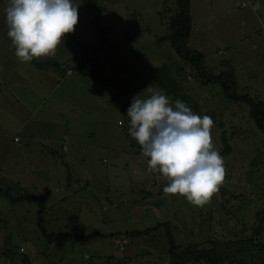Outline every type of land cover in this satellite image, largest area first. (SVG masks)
I'll return each instance as SVG.
<instances>
[{"label": "rangeland", "instance_id": "obj_1", "mask_svg": "<svg viewBox=\"0 0 264 264\" xmlns=\"http://www.w3.org/2000/svg\"><path fill=\"white\" fill-rule=\"evenodd\" d=\"M83 1L73 0L78 5V23L74 32L62 38L56 55L34 57L65 62L64 66L70 67L72 74H64L53 91L51 87L45 92L29 84L25 95L20 96L30 109L37 108L35 115L28 119L26 130L37 134L48 131L58 136L61 148L56 158L60 163L68 162L69 166L68 170L63 164L54 166L57 171L52 184L57 188L56 193L43 197L45 229L49 233L94 235L80 241L48 242L37 226L38 203L22 200L12 205L8 198L0 195V264H104L107 257L115 261L124 257L125 264H131L127 261L130 258L136 264H156L168 249L163 227L146 236L125 237L124 250L119 249L115 239H123L126 231L165 221L170 222L175 240L182 246L190 242H203L208 246L211 238L222 240L251 235L250 228L256 225L255 212L264 208V133L249 115L248 105L227 98L219 83L201 85L187 71L169 41L159 39L169 31L166 22L169 13L161 11L163 0H98L103 9L102 22L110 28L108 44L98 55L104 73L130 79L138 87L141 98H147L150 96L147 87L162 89L155 83L150 69L166 63L185 92L200 104L201 109L193 112L212 118L214 149H222V136L231 146V152L224 156V181L209 203L198 207L186 197L164 194L168 179L159 170L149 168L150 157L131 147L126 139L127 124L110 102L118 88L104 86L74 68L79 59V47L97 44L91 27L94 11L85 8ZM252 1L233 0L229 6L230 22L225 21L226 15L219 13L217 5L209 7L206 3L205 10L211 14L204 18L201 11L202 25L195 18L189 41L204 53L209 69L227 70L229 60L237 93H249L264 100V52L260 48L264 44V33L257 28L258 22L263 21V13L251 9ZM194 2L192 0L193 5ZM242 2L244 7H241ZM9 4L10 0H0V47L6 50L15 47L6 23L5 9ZM170 5L171 0H168L166 7ZM241 12L252 14L253 21L241 26L239 20L235 21ZM193 14L196 17L194 10ZM210 15L217 19L205 23L203 20ZM199 28L203 34L201 44L194 42ZM15 58L14 67L18 66L26 75L46 76L34 71L30 61ZM211 58L213 62H209ZM53 71L57 69H49L48 74ZM49 82V86H53L52 79ZM10 101L7 96L1 103L0 119L1 122L5 119L11 131H16L14 123L20 121L24 110ZM170 102L174 104L171 99ZM17 108L21 115L12 116L11 110L15 113ZM44 116H50L51 123L40 124ZM2 143L10 144L8 139H2ZM145 163L149 172L143 171ZM1 169L0 166V172ZM79 173L84 175V182L80 184L75 181ZM2 176L0 185L11 195L28 191L38 196L36 191L21 190L19 184L15 186ZM261 239L264 241V229ZM145 255L149 258H144Z\"/></svg>", "mask_w": 264, "mask_h": 264}, {"label": "clouds", "instance_id": "obj_2", "mask_svg": "<svg viewBox=\"0 0 264 264\" xmlns=\"http://www.w3.org/2000/svg\"><path fill=\"white\" fill-rule=\"evenodd\" d=\"M77 8L73 0H10L5 12L15 56L22 62L54 57L65 34L75 30ZM147 90L150 96L135 95L127 109L128 132L150 157L149 168L168 179L163 193L203 207L226 175L224 158L212 142L214 122L180 99L173 104L162 89Z\"/></svg>", "mask_w": 264, "mask_h": 264}, {"label": "trees", "instance_id": "obj_3", "mask_svg": "<svg viewBox=\"0 0 264 264\" xmlns=\"http://www.w3.org/2000/svg\"><path fill=\"white\" fill-rule=\"evenodd\" d=\"M167 2L168 0H163L164 6L162 8L164 9H161V11L169 13L168 20L166 21L169 31L159 39L169 41L178 57L187 66V71H190L201 85L219 83L227 98L235 102L246 103L249 107V115L253 118L257 127L264 133V100L247 93H237L235 91L236 82L232 67L229 66L227 70L209 69L206 65L204 53L190 44L189 38L192 29L190 0H171L172 6L170 5V7H166ZM84 6L94 11L91 17V27L95 31L97 44L90 47L83 45L79 47V59L74 68L104 86L118 88V92L110 99V102L122 115V121L127 124L128 128L130 118L127 116V109L131 104L132 98L139 94V89L131 83L130 79L104 73L98 55L108 44L110 28L102 22L101 13L103 9L98 0H85ZM30 62L37 68L52 66L60 70L61 73L64 70L63 64L56 60L36 61L33 58ZM150 70L155 83L165 90L173 102L180 99L192 111H199L201 109L200 104L192 100L182 88L178 79L172 75L173 71H171L166 63L155 66ZM126 139L131 147L141 150V146L130 136L128 129L126 130ZM220 140L222 142V149L219 150V153L224 158L225 155L231 152V146L226 141L225 136L220 137ZM0 195L10 199L12 204L22 200H32L38 203L37 226L48 242L61 239L80 241L86 240L88 237L94 235L80 236L68 232L49 233L43 225L45 206L41 196L28 192L13 196L6 188L1 187V185ZM255 218L256 225L250 228L251 235L222 240L211 238L208 240V246H205L203 242H190L185 246L178 244L169 221L158 223L144 229L126 231L123 233V238L146 236L152 231L163 227L168 242L164 264H264V241L261 239V234L264 229V208L255 212ZM125 263L124 257L116 261L113 257H107L104 262V264Z\"/></svg>", "mask_w": 264, "mask_h": 264}, {"label": "crops", "instance_id": "obj_4", "mask_svg": "<svg viewBox=\"0 0 264 264\" xmlns=\"http://www.w3.org/2000/svg\"><path fill=\"white\" fill-rule=\"evenodd\" d=\"M205 2L209 4V7H211L213 4L217 5V9L220 10L219 13H223V15H226L227 19L225 21L228 20L230 22L231 9L229 6L232 5L233 0H205ZM252 2L258 3L259 7L257 10L259 11L261 10L263 13L262 16L263 21L258 22L257 28L258 30H261L264 33V0H253ZM190 3H191V17H192V28H193L195 24L194 21L195 18L198 21V23H200L202 20L201 11L204 14V18L211 13L205 10L206 3H203L201 0H195L194 5L192 4V0H190ZM241 7L244 6L241 5ZM193 10L195 13H197L196 17L193 14ZM257 10H253V11H257ZM213 19H217V18L210 15L203 21L207 23L208 20H213ZM253 19L254 16L252 14L248 12H241L237 14V18L235 19V21L238 23L239 20V23L242 26L245 25V23H251ZM190 35H192V29ZM239 37L240 40H242L241 35ZM189 39H191V37ZM202 39H203V34L201 32V28H199V31H197L194 34V42H199V40L201 41ZM199 44L201 43L199 42ZM260 48H262V51L264 52V44H262ZM217 50L218 52L220 51L219 48H217ZM15 57H16L15 47L10 48L9 50L0 47V105L1 103L3 104L7 96H10L11 99L10 102L15 104L18 103L19 107L22 110H24V113L22 114L20 121L18 123H14L15 124L14 127L17 126L16 131H11L9 129V124H5V119H3L2 122L0 119V166L2 167L0 172V181L3 178L2 175H5L6 179L13 181L15 186H18L19 184L20 185L19 189L34 190L37 192L38 196H41L43 198L47 193L51 195L56 193L54 191H56L57 188L55 187V185L52 184L53 182L52 179L55 177L56 175L55 173L57 171V169H55L54 167L55 164L59 163L66 165L67 170L69 166H68V162L61 161L60 163L59 159L56 158V156L59 155L58 149L61 148V144H59L58 136H54L53 133H49L48 131L45 133L43 131L39 132L38 134L41 135H38L36 132L26 130V126L29 122L28 119H31L33 113L35 115L37 108L30 109L28 106H26V104L21 101L23 98L20 96V94L23 93L25 95L24 93L25 88L29 84H34L37 86V89H42L45 92L51 87V91H53L57 88L58 86L57 83L58 82L60 83V79H62V76H64V74H72V70L70 69V67L64 66L65 62L56 59L37 60L34 58L36 61H45V60L59 61L63 64L64 70L63 73H61V71L57 69V71H53V73L48 74L49 69L54 67L48 66L45 68H37L30 62L32 67L35 69L34 71H38L39 73H46V76L44 77H38V76L32 77L31 75L32 73L26 75L25 71L17 69L18 66L14 67L15 63L13 60L16 59ZM213 59L214 58H211L209 62H213ZM228 65L231 66L229 60H228ZM50 79H52L53 86H49ZM17 110L18 112L15 113H13V111L11 110L12 113L11 115L12 116L13 115L17 116V114L21 115L20 109L17 108ZM11 115L9 116L10 118ZM39 122L40 124L51 123L50 116H48L47 118L46 116H44V119L40 120ZM56 124H58V122H56ZM2 134L5 135L4 138L1 137ZM16 137L18 138V140H14V138ZM2 139L5 140L8 139L10 144H6V145L3 144ZM5 147L7 148L6 151H5ZM64 148L65 147H63L62 145V149ZM19 165H20L19 167L20 169L18 170ZM146 165L147 164L145 163V166L143 167V171L149 172V170L146 168ZM83 176L84 175L79 173V175L76 176L75 181H77L78 184H80L81 181L84 182ZM67 182L70 183V180H67ZM48 189L51 191H48ZM39 191L41 192L40 194ZM10 203L12 204L11 201ZM144 258L148 259L149 257L145 255ZM165 260H166V253L161 255L158 262H160V264H164ZM129 262L131 264H136V262L132 258L129 259ZM158 262L156 264H158Z\"/></svg>", "mask_w": 264, "mask_h": 264}, {"label": "built area", "instance_id": "obj_5", "mask_svg": "<svg viewBox=\"0 0 264 264\" xmlns=\"http://www.w3.org/2000/svg\"><path fill=\"white\" fill-rule=\"evenodd\" d=\"M241 5L242 6H245V3L244 2H242L241 3ZM250 7H251V9H253V10H257L258 9V7H259V5H258V3H250ZM14 140H18V138L16 137V138H14ZM115 243H116V245L119 247V249L120 250H124L125 249V245H126V241H125V238H123V239H115Z\"/></svg>", "mask_w": 264, "mask_h": 264}]
</instances>
